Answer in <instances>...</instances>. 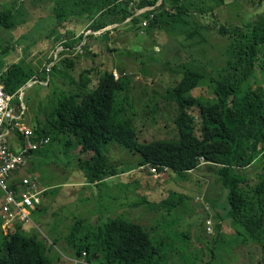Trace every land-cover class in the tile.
<instances>
[{
  "label": "rangeland",
  "instance_id": "rangeland-1",
  "mask_svg": "<svg viewBox=\"0 0 264 264\" xmlns=\"http://www.w3.org/2000/svg\"><path fill=\"white\" fill-rule=\"evenodd\" d=\"M72 1L0 0V12L15 11V26L0 28V74L19 63L33 75V81L28 82L30 86L19 90L18 99L14 96L25 108L23 122L30 125L36 119L43 121L58 98L77 92L83 70L90 71L94 66L103 70L113 65L114 73L120 77L126 73L132 80L130 88L117 95L116 107L121 109L123 117L135 119L141 140L178 139L174 124L178 110L175 105L167 104L165 98L167 90L181 78L178 65L190 60L205 69L207 78L196 92L200 99H209L213 95L211 79L234 58L230 55L231 39L215 29H200L203 39L190 40V30L205 22L200 10L187 18L189 23L175 18L167 24L165 17L160 18L158 25L148 27L129 22L107 30L114 29L109 37L86 32L84 48L77 46L65 55L74 58L76 54L79 64L67 68L60 62L63 57L59 56L62 47L58 40L67 38L83 25L82 21L72 20L71 15L78 10ZM218 11L222 24L242 26L245 21L263 15L264 6L258 9L255 0H239ZM214 19H209V25ZM113 47L115 51H107ZM84 77L91 84L96 81L94 75ZM258 77L264 78L261 73ZM78 153L76 145L67 149L65 139H54L49 146L40 148L34 163L22 171L36 180L39 189L46 191L41 195V205L32 212V223L22 225L23 234L45 240L53 264H85L86 256L79 262L72 260L75 250L69 240L74 225L85 219L89 228L95 215L107 211L108 191L103 184L93 187L85 183L77 167ZM106 154L117 170L127 172L119 190H115L120 191L127 205L123 219L140 223L154 242L164 243L162 249L170 259L168 264H257L262 257L254 243L243 241L245 230L226 219L223 208L227 192L215 169L203 166L188 175L169 172L172 176L169 181L164 179L169 176L167 171L157 179L160 186L154 187L140 170L138 155L116 141L107 145ZM257 171L251 169L250 173ZM136 202L138 207L130 206ZM207 220L213 223L210 234L204 225ZM85 226L80 228L79 236L86 233ZM92 264L99 261L93 260Z\"/></svg>",
  "mask_w": 264,
  "mask_h": 264
},
{
  "label": "trees",
  "instance_id": "trees-1",
  "mask_svg": "<svg viewBox=\"0 0 264 264\" xmlns=\"http://www.w3.org/2000/svg\"><path fill=\"white\" fill-rule=\"evenodd\" d=\"M238 1L163 0L155 9L131 21L141 26L147 20L150 26L158 25L160 18L165 17L167 24L175 18L189 23L187 18L200 12L205 22L190 30V40L202 38L200 29H215L232 41L230 55L234 58L211 79L213 95L209 99H200L196 92L207 78L205 69L190 60L178 65L182 70L181 78L165 95L167 104L175 105L178 110L174 120L178 139L141 140L135 119L123 117L121 109L116 107L117 95L127 91L132 80L126 73L116 79L113 65L109 69L94 66L90 71L83 70L79 75L81 88L58 98L44 120L36 119L30 126L40 137H51V142L65 139L67 149L73 145L79 147L77 167L87 184L99 185L116 170L106 154V147L112 141L140 157V170L153 166L158 172H167L164 168H168L175 174L188 175L204 167L215 169L227 192L223 208L226 219L245 230L243 241L256 245L262 253L257 264H264V78L258 77L259 73L264 77V14L245 21L242 26L222 24L218 9ZM158 2L73 0L72 5H78V10L71 15L72 20L82 21L83 25L68 36L66 42L60 43L64 49L59 54L63 57L60 62L67 68L79 64L76 54L74 58L65 55L74 47L84 48L86 32L122 24L138 10L153 7ZM209 3L214 6H206ZM255 3L258 9L264 6V0H255ZM151 14L155 15L153 19H149ZM14 15L13 9L1 11L0 28H13ZM211 17L215 19L209 25ZM111 31H105L102 36L109 37ZM115 50L113 47L107 51ZM31 74L29 69L14 63L5 74H0V83L7 94H14L18 99L19 90L33 81ZM86 74L94 75L96 81L91 84L92 81L84 77ZM201 158L206 163L204 167L200 166ZM251 169L258 171L251 174ZM0 196L1 210L3 195L0 193ZM1 224L0 218V264H53L47 255L49 246L45 240L37 235H24L22 225L5 234ZM85 225V219L79 220L69 240L75 258H82L86 253L85 264H92L93 260L99 264H168L170 260L163 251L165 244L154 242L140 223L116 218L96 229L88 228L79 236L80 228Z\"/></svg>",
  "mask_w": 264,
  "mask_h": 264
},
{
  "label": "built area",
  "instance_id": "built-area-1",
  "mask_svg": "<svg viewBox=\"0 0 264 264\" xmlns=\"http://www.w3.org/2000/svg\"><path fill=\"white\" fill-rule=\"evenodd\" d=\"M154 16L151 14L149 19ZM148 25L147 20L141 23V27ZM114 77L119 79L120 74L116 72ZM14 96L7 94L0 83V193L3 195L0 218L1 229L5 234L16 226L32 223V212L41 205V195L45 191L39 189L34 178L21 173L30 165L34 154L51 143V137H40L30 125L23 122L25 108L22 106L21 109L20 103L14 101ZM199 162L200 166L206 165L203 158ZM145 168H150L153 173L158 172L153 166L141 169ZM164 171L169 169L164 168ZM212 226L213 223L207 220V233L212 232Z\"/></svg>",
  "mask_w": 264,
  "mask_h": 264
},
{
  "label": "crops",
  "instance_id": "crops-1",
  "mask_svg": "<svg viewBox=\"0 0 264 264\" xmlns=\"http://www.w3.org/2000/svg\"><path fill=\"white\" fill-rule=\"evenodd\" d=\"M66 38H63V40L60 42H66L65 41ZM74 39H70V41L72 42ZM77 47H74L73 50H75ZM63 47L61 48V52L63 51ZM69 50V49H67ZM14 146L16 144L15 140H14ZM35 161V154H34V158L32 160V162ZM31 162V163H32ZM30 163V164H31ZM116 168V166H115ZM145 173V175L147 176V178L149 179L148 180V184L149 185H154L155 186H160L159 182H158V177L162 178V176L165 175V172H158L157 174L155 173H152L150 168H146L145 170H142ZM170 171H168L166 174H168ZM196 172V171H195ZM132 173V172H131ZM22 175H25L23 174V172L21 173ZM127 174L126 171H119V170H114L113 171V175L111 176H108L106 177L105 179H103L99 185H102L107 189L108 191V204H107V211H105L106 213L104 214H101L99 215L98 217H96V215L94 216L93 218V223L89 225V229L92 227L93 229H96L97 227H99V225H102L104 224L105 222H108L112 219H116V218H123L122 215L126 214V208H127V205L126 203L122 200L121 196L122 194L120 193V191H117L115 192L116 188L119 190L120 188V184L121 182L123 181V177H125ZM129 174V173H128ZM169 176L167 178H164L166 181H169L172 179V176H170V173L168 174ZM160 180V179H159ZM86 183V182H85ZM87 184V183H86ZM87 185H90V186H98V185H95V184H87ZM46 192V191H45ZM44 192V193H45ZM43 193V194H44ZM131 205H134V206H137L138 207V204L137 202L136 203H132L130 204ZM114 211V212H111V211ZM102 220H105V221H102ZM135 222V221H133ZM88 228V226H87ZM73 258V256H72ZM83 258H75L72 259V260H80Z\"/></svg>",
  "mask_w": 264,
  "mask_h": 264
},
{
  "label": "water",
  "instance_id": "water-1",
  "mask_svg": "<svg viewBox=\"0 0 264 264\" xmlns=\"http://www.w3.org/2000/svg\"><path fill=\"white\" fill-rule=\"evenodd\" d=\"M162 2H163V0H159V2H158L155 6H153V7H145V8H143V9L138 10V11L136 12V14H135L133 17L128 18V19H127L124 23H122V24H114V25L109 26V27H107V28H105V29H103V30H100V31H98V32L88 31L87 34H88V33H89V34H102V33H104L105 31L109 30L110 28H116L117 26H120V25H123V24L129 23V22H131L136 16H140V15H142V14L145 13V12H148V11H151V10L155 9V8H156L157 6H159ZM29 86H30V85L27 83L26 85L23 86V89H25L26 87H29Z\"/></svg>",
  "mask_w": 264,
  "mask_h": 264
},
{
  "label": "bare ground",
  "instance_id": "bare-ground-1",
  "mask_svg": "<svg viewBox=\"0 0 264 264\" xmlns=\"http://www.w3.org/2000/svg\"><path fill=\"white\" fill-rule=\"evenodd\" d=\"M22 106V105H21Z\"/></svg>",
  "mask_w": 264,
  "mask_h": 264
}]
</instances>
